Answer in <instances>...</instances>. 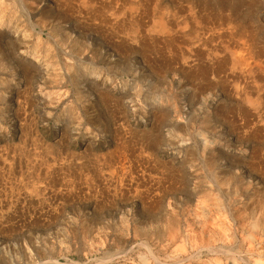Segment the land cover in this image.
Segmentation results:
<instances>
[{"label": "clouds", "instance_id": "obj_1", "mask_svg": "<svg viewBox=\"0 0 264 264\" xmlns=\"http://www.w3.org/2000/svg\"><path fill=\"white\" fill-rule=\"evenodd\" d=\"M0 0V264H264V0Z\"/></svg>", "mask_w": 264, "mask_h": 264}, {"label": "rangeland", "instance_id": "obj_2", "mask_svg": "<svg viewBox=\"0 0 264 264\" xmlns=\"http://www.w3.org/2000/svg\"><path fill=\"white\" fill-rule=\"evenodd\" d=\"M197 3L199 7H201L205 11H208L209 13H214L216 11V7L207 2V0H197Z\"/></svg>", "mask_w": 264, "mask_h": 264}]
</instances>
